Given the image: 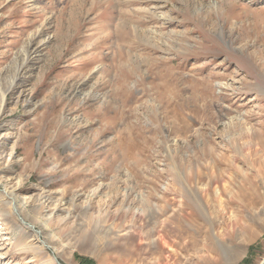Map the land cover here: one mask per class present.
<instances>
[{
    "label": "rangeland",
    "instance_id": "rangeland-1",
    "mask_svg": "<svg viewBox=\"0 0 264 264\" xmlns=\"http://www.w3.org/2000/svg\"><path fill=\"white\" fill-rule=\"evenodd\" d=\"M0 106V264L264 257V0H0Z\"/></svg>",
    "mask_w": 264,
    "mask_h": 264
},
{
    "label": "bare ground",
    "instance_id": "bare-ground-1",
    "mask_svg": "<svg viewBox=\"0 0 264 264\" xmlns=\"http://www.w3.org/2000/svg\"><path fill=\"white\" fill-rule=\"evenodd\" d=\"M2 105V104H1ZM1 107V106H0ZM225 189H227V188H225ZM228 189L230 190V191H232L231 190V188L230 187H228ZM3 194V196H5L6 198H7V200L9 201V202H7L8 203V205L10 206V208H11V210L13 209V211H14V214H15V217L17 216H19V208H20V205H18V204H16V199L15 198H13L10 194H8V192H3L2 193ZM219 196V194H218V191L216 192V195H215V197H214V201L217 199V197ZM201 197H202V199L204 200V202L205 203H203V207H201V203L200 202H198V201H195L194 203H193V207H190V208H188V211H187V213H186V216L188 217V218H190V219H195L197 216L199 217V218H201L203 221H206L207 220V215L209 216V218H210V220L212 219V213L209 211V201L207 200V198H206V193H202L201 194ZM196 211V213H195V211ZM5 216V215H4ZM186 220H189V219H187V218H185ZM29 227H30V229L32 230V228H34L33 226H31V225H29ZM32 227V228H31ZM34 231V230H33ZM39 233L40 232H38V231H36L35 230V232H34V234H35V239L38 241V240H40V238H39ZM218 238L221 240V236L220 235H218ZM158 239L160 240V241H162L163 240V238L161 237V235L159 234V236H158ZM41 241V240H40ZM209 241H211L210 240V238H209ZM44 243V242H43ZM43 243H41V244H43ZM43 245H45V244H43ZM209 248H210V251L211 252H213V254L214 255H217L218 253H217V251H216V247H213V246H210L209 245ZM51 263L52 264H59L58 263V260L56 259V258H53L52 259V261H51ZM259 264H264V257L261 259V261L259 262Z\"/></svg>",
    "mask_w": 264,
    "mask_h": 264
},
{
    "label": "trees",
    "instance_id": "trees-1",
    "mask_svg": "<svg viewBox=\"0 0 264 264\" xmlns=\"http://www.w3.org/2000/svg\"><path fill=\"white\" fill-rule=\"evenodd\" d=\"M249 253H250V251H249ZM78 261H80L81 264H87V263H89L90 260L78 257ZM245 263H246V261H243V263H241V264H245Z\"/></svg>",
    "mask_w": 264,
    "mask_h": 264
},
{
    "label": "water",
    "instance_id": "water-1",
    "mask_svg": "<svg viewBox=\"0 0 264 264\" xmlns=\"http://www.w3.org/2000/svg\"><path fill=\"white\" fill-rule=\"evenodd\" d=\"M60 264V263H59Z\"/></svg>",
    "mask_w": 264,
    "mask_h": 264
}]
</instances>
